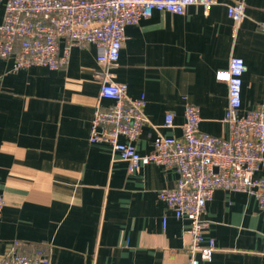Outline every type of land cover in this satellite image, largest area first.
<instances>
[{"label": "crops", "instance_id": "1", "mask_svg": "<svg viewBox=\"0 0 264 264\" xmlns=\"http://www.w3.org/2000/svg\"><path fill=\"white\" fill-rule=\"evenodd\" d=\"M244 1L238 28L221 2L185 14L154 10L127 26L111 73L130 96H145L148 121L135 141L141 153L154 147V125L182 135L187 103L200 107L201 130L228 136L229 88L217 73L233 55L247 66L241 111L264 104V0ZM4 13L0 0V23ZM97 56L98 47L86 44L72 48L65 68L19 70L0 58V255L18 241L26 252L44 244L57 264H182L191 222L159 198L177 171L152 162L131 172L110 143L89 139L101 88ZM168 112L173 127L163 126ZM205 218L217 249L201 264H264V210L253 194L217 189Z\"/></svg>", "mask_w": 264, "mask_h": 264}, {"label": "built area", "instance_id": "2", "mask_svg": "<svg viewBox=\"0 0 264 264\" xmlns=\"http://www.w3.org/2000/svg\"><path fill=\"white\" fill-rule=\"evenodd\" d=\"M4 1L0 58L11 59L14 70L32 65L65 68L73 47L86 44L98 47L101 88L89 139L110 143L112 152L128 162L131 172L152 162L177 171L176 184L161 188L159 198L178 218L191 222L188 258L182 264L211 260L217 249L214 238L206 239L209 221L205 218L207 203L217 189L253 194L264 210V175H257L264 169V104L241 111L243 75L247 68L242 57L233 55L229 68L217 73L229 88L224 117L228 136L201 130L200 107L187 103L182 135L167 136L154 125L157 135L153 149L147 153H141L135 143L148 121L144 113L145 96H130L128 84L115 81L111 73L127 38V26L151 16L154 10L185 14L191 5L210 11L221 2L238 28L246 17L244 0ZM260 27L264 30V22ZM103 99L111 103L105 105ZM163 126H175L173 112L167 113ZM122 136L127 140L123 141ZM4 205L0 194V215ZM0 264L57 263L46 253L44 244L26 252L15 241L0 255Z\"/></svg>", "mask_w": 264, "mask_h": 264}]
</instances>
